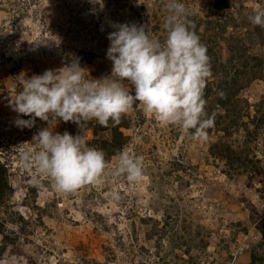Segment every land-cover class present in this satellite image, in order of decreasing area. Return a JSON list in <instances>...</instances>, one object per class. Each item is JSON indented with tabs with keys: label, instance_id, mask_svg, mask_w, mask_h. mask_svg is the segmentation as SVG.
I'll return each mask as SVG.
<instances>
[{
	"label": "rangeland",
	"instance_id": "rangeland-1",
	"mask_svg": "<svg viewBox=\"0 0 264 264\" xmlns=\"http://www.w3.org/2000/svg\"><path fill=\"white\" fill-rule=\"evenodd\" d=\"M126 1L128 4L122 8L124 0H0V121L4 120L0 122V160L6 162L11 173L9 184L17 197L11 202L23 216H27L28 211L20 204L26 184L21 172L27 170L25 173L29 178L32 172L22 167L17 147L21 145L35 150L36 146L26 142L30 131L15 124L18 114L9 106L8 97L13 94L8 89L16 84L15 80L21 74L33 76V66L38 61H62L68 53L67 47H54L53 43L61 44L64 39L71 38L86 41L88 47H93L97 53L83 67L93 78L109 75L112 65L107 64L105 45L101 43L102 39L109 41L106 30L100 26L98 33L93 34L95 42L90 43L91 31L88 28L93 29L97 25L100 13L112 16V25L137 24L140 19L145 20V11L139 9L141 15L138 18L130 5L138 9L143 4L150 10L151 2L155 3V0ZM240 3L247 7L242 13L248 8L264 7V0H240ZM188 5L197 14L205 15L201 10L203 0H195L194 3L189 0ZM89 9L94 18L88 19ZM231 9L227 13L232 12L234 17H238V12L233 11V7ZM219 15L217 13L213 17ZM42 16L48 18L46 24H43ZM54 17L55 23L52 21ZM66 27L74 28L75 32L58 31ZM22 40L24 45H20ZM45 45L49 46L45 49ZM25 51L29 53L27 58L23 56ZM221 54L224 59L227 55L224 48ZM250 54L264 59V49L257 46ZM20 57H24L26 64L16 67ZM49 65H45L46 70ZM88 78L91 79L90 76ZM239 96L247 101L250 107L247 112L251 117L255 103L264 99V72L257 74ZM127 113L133 121L138 113L144 115L143 122L137 118L131 128L125 130L130 135L127 150L144 159L140 180L129 182L124 176H112L116 164L114 159L107 174L101 175L94 183L85 184L91 187L88 190L91 189L96 198L93 207H87L80 199L83 198L84 185L76 189V199L65 201L57 195V206L62 210L57 211L63 218L61 225L54 226L53 221L46 218L45 223L52 229L51 233L32 234L26 230L32 244L9 245L0 256V264H53L59 249L70 251L76 242L83 243L86 246L83 254L94 258L98 264H248L252 253L263 259L255 260L254 264H264V244L255 229L256 220L264 216V129L248 143L252 150L250 155L260 161L258 172L229 179L222 173L224 163L216 164L208 159L207 147L198 152V145L216 142L220 132L213 129L206 140L194 141L178 127L162 124L152 114L145 113L138 102ZM247 119L243 115L242 122L247 123ZM55 129L61 131L59 123ZM232 136L230 140L238 137L236 134ZM17 168L23 170L18 172ZM43 200L41 196L39 201ZM170 205L177 212L168 208ZM168 217L171 218L168 223L175 224L174 229L165 228L163 241L156 236L147 240L146 234L151 233L154 222L157 221L158 228L162 229ZM181 219L191 225L192 232H200L199 236H193L194 243L188 253H185L186 245L183 243H180L182 247L173 248L169 242L171 236L178 233L176 230L181 227ZM11 228L18 231L17 227ZM119 241L124 248L120 247ZM158 241L159 248L156 245ZM34 245L39 247V252L33 251ZM125 248L130 257H126ZM25 254H32V262L23 257Z\"/></svg>",
	"mask_w": 264,
	"mask_h": 264
},
{
	"label": "clouds",
	"instance_id": "clouds-1",
	"mask_svg": "<svg viewBox=\"0 0 264 264\" xmlns=\"http://www.w3.org/2000/svg\"><path fill=\"white\" fill-rule=\"evenodd\" d=\"M165 7L163 41L153 38L150 26L112 25L107 49L112 63L109 75L93 78L79 59L73 58L62 68L16 78L19 90L9 99V106L19 114L16 126L31 129L37 118L47 123L30 142L35 150L17 147L20 163L32 172L30 182L35 186L42 187L41 180L46 178L56 192H74L81 185L96 182L113 167L104 151L88 146L82 135L56 132L61 120L78 125L95 120L104 127L111 121L116 125L138 102L162 124L178 127L194 141L207 139V130L215 121V113L209 116L206 112L204 98L212 75L210 57L195 24L188 20L190 10L185 3L167 0ZM248 20L264 27V9L255 11ZM115 159L112 176H124L129 182L140 180L142 156L124 148Z\"/></svg>",
	"mask_w": 264,
	"mask_h": 264
},
{
	"label": "trees",
	"instance_id": "trees-1",
	"mask_svg": "<svg viewBox=\"0 0 264 264\" xmlns=\"http://www.w3.org/2000/svg\"><path fill=\"white\" fill-rule=\"evenodd\" d=\"M182 1L190 10L188 20L195 24V31L199 35L201 43L206 46L207 55L210 57L212 75L207 81L204 98L207 101L206 112L209 116L215 113V121L214 126L207 131L209 134L215 129L216 132L221 133L216 142H206L198 145V152L203 150L202 147H207L208 159L210 158L216 164H220V162L224 163L222 173L229 179L236 175L241 176L244 174L251 175L256 173L258 172L260 161L255 158L253 159L250 155L252 150L248 143L250 140L257 138L264 129V99L255 103L253 106L254 114L250 117L247 112V109L250 107L247 101L240 98L241 96L239 95L256 79L257 74H262L264 72V59L257 55L250 54L255 46L264 49V27L253 25L248 20L250 15L255 11L264 9V7L260 9L248 8L247 12L242 13L247 7H245L243 3H240V0H203L201 10L204 11L205 15L201 16L189 8V0ZM190 2L194 3L195 0H190ZM151 3L152 6H150V10L143 4L138 9H134L132 5H130V8L133 10L134 16L138 18H140L139 16L141 15V12H138V10H144L145 13H143V15L145 20L140 19L137 24L150 26L153 38H158L163 41L166 35L163 24L168 14L165 7L167 0H155V3ZM127 4L128 2L124 0V5L121 7L124 8ZM236 4L239 6L237 7ZM161 7H163V9ZM232 7L234 8L233 11L238 12V17H234L232 12L227 13L232 11ZM11 9L9 8V10ZM90 10L91 9L88 10V19L90 17H95L92 10ZM217 13H220V15L218 17H213ZM99 18L97 25L94 27L95 31L94 28H88L89 32L91 31L90 43L95 42L93 34L94 32L95 34L98 33L97 29H99L100 26H103V30L105 28V34L107 35H109L112 27V16L110 17L107 13H100ZM55 19L54 17L52 20L54 23L56 21ZM42 20L43 24H46L48 18L42 16ZM74 30L75 29L71 27L58 29L59 32H75ZM50 33L54 35L53 29H50ZM76 34L78 35V32ZM51 38H54V36ZM102 42L105 45L104 53L106 55V62L108 65H112L111 61L107 59V49L109 48L110 41L102 39L101 43ZM24 43V40H22L20 45H24ZM49 43L50 41H48V44ZM60 43L61 44H57L54 42L53 45H55L54 47H59V45L62 46V48L64 46L67 47L68 53L64 56L63 60L57 61V63L51 62L50 59H48L47 62L38 61L33 66L35 67L33 75L43 74L46 71L45 65L47 63L50 64L48 70H55L62 68L65 63H70L73 58H78L81 67H84L90 63L92 57L97 55V53H94L93 47L92 49L88 47L86 41L79 42L78 38H71V40L64 39ZM48 46L49 45H45V49ZM222 48H224L227 53L224 59H222L223 56L221 54ZM23 56L27 58L29 53L25 51ZM24 57H20L17 60L16 67H21L26 64ZM11 73H13V70H11ZM26 77L31 78L32 76L26 75ZM8 90L9 93L15 94V91L19 89L18 86L14 84ZM8 98L10 99V97ZM243 115L247 116V123L242 122ZM136 116V120L139 118V121L143 122L144 115L138 113ZM19 118L25 120L30 119V117L27 116H21ZM135 121H133L132 116L128 113L122 116L119 124L114 125L109 121L107 127L101 126L95 120L85 121L80 125L71 121L65 123L61 120L59 122L61 131H57L56 129L55 131L60 134L67 131L73 136L82 135L88 146L103 150L106 159L113 162L118 151L126 148L128 145L130 135L126 134L125 130L130 129ZM0 122H4V120ZM43 127H47V123L37 118L35 127L31 129L26 128V130L31 133L26 142H31L32 136ZM233 134H236V136L238 135V137L234 140H230V138H233ZM87 135H89V137H87ZM243 137L246 138L240 141ZM16 170L21 172L23 168L21 170L17 168ZM26 171L27 170L21 172L26 178V184L24 185L25 193L20 197V204L26 207L28 211L27 216H23L18 209H15L16 206L14 203L11 202V200L17 199L14 189H12L9 184V176L11 173H9L6 162L0 160V213L2 214V217H0V236L2 238L0 256L6 252L9 245L14 246L16 243L20 245L24 243L32 244V241L29 240V233L34 234L38 232L39 234L43 233V235H45V233H51L52 229L45 223L46 218L49 220L51 219L54 226L61 225L63 218H60L57 211L62 210H59L57 206L58 202L56 199L59 197L57 195H60L61 199L64 198L65 201L76 199L75 193L77 190L69 193H58L51 187L50 181L46 178L41 180L42 187L35 186L30 182L31 177H28L27 173H25ZM89 188L91 187L84 185L82 189L83 198L80 199L87 207L91 208L96 198H94L93 191L91 189L88 190ZM41 196L44 197L43 201H39ZM168 208L174 210L173 205H170ZM67 214H69V212H67ZM176 218L180 221L179 216ZM167 219L165 227L162 229L158 228V223L155 221L153 229L151 228V233L146 234V239L150 240L156 236L159 241H163L162 235L165 234V228L168 227L172 230L175 227V224L171 225L168 223L171 218L168 217ZM147 220L152 221L148 217ZM11 227H17L18 231ZM178 228L176 232L179 234L176 233L171 236L169 241L170 245L173 248H177L178 246L182 247L180 243H183V245H186L185 253H188V249H190L194 243L193 236H199L200 232H192L191 225L186 223L185 219H181V227L179 226ZM255 229L261 236L262 243L264 244V216L256 220ZM26 230H28L29 233L26 232ZM159 241L156 243L158 248L160 246ZM118 243L120 247L124 248L122 242L119 241ZM34 247L35 249L33 251H40L37 245H34ZM85 248L86 246L83 243L76 242V245L70 251L59 249L60 253L57 251L53 264H98L95 262L94 258H87L83 254ZM143 249L144 247L142 250ZM11 250L15 249L12 248ZM107 251L109 253L111 252L110 249H107ZM124 253L126 257H130L126 248L124 249ZM31 256L32 254H25L23 257L32 262ZM112 256H114V254H112ZM255 260L263 259L252 253L251 261L248 264H254Z\"/></svg>",
	"mask_w": 264,
	"mask_h": 264
}]
</instances>
